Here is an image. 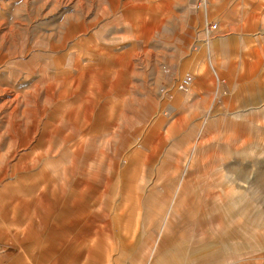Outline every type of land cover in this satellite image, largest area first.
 Masks as SVG:
<instances>
[{"label": "rangeland", "instance_id": "obj_1", "mask_svg": "<svg viewBox=\"0 0 264 264\" xmlns=\"http://www.w3.org/2000/svg\"><path fill=\"white\" fill-rule=\"evenodd\" d=\"M244 1L251 0H0V136L9 133L7 122L16 107V115L28 125H32L33 118L43 120L41 133L44 122L59 104L73 105L80 119L91 117L85 131L96 136L94 146L107 153L103 162L106 179L111 178L114 148L124 154L118 155L120 171L129 162L133 165L132 184L116 186V179L104 181L106 218L112 221L119 214L120 219L115 221V227L104 228L106 238L97 248L105 249L109 258L99 264H132L133 254L138 253L132 247L140 241L142 232L163 221L168 213H182L186 209L177 217L181 224L187 219L186 212L192 215L187 226L181 227L189 231L186 260L202 258L204 264H264V102L253 106L251 116L245 119L227 115L230 107L219 100V106L213 107L211 121L206 118L207 106L201 105L199 109L205 118L196 123L199 145L190 151L180 138L186 130L185 122L176 127V133L169 131L173 124L185 119L181 113L176 116L171 101L182 77L193 76L184 56H192L197 48L196 31L191 27L187 48H181L185 42H181L179 17L173 9L187 5L203 11L218 2L232 5ZM237 8L232 12L239 15L241 10ZM82 68L89 69L87 85L83 79L76 82ZM74 83L79 95H89L86 101L74 97L73 91L64 90ZM52 85H56L52 88L55 101L52 89L48 90ZM84 86L89 90H83ZM64 91L71 96L57 100V94ZM89 109L93 111L91 115L85 114L84 110ZM60 115L69 121L65 113ZM70 123L78 124L73 120ZM7 134L0 137L2 153L10 141ZM111 134L122 137L107 142ZM7 157L8 183L27 184L26 175L40 170L39 165L29 172H17L14 165L19 158ZM89 170L96 171L91 164ZM185 180L202 182V187L198 185L200 201H186L187 187L182 185ZM126 186L133 188L134 196L130 190L127 193ZM88 188L90 191L85 189L82 200L92 205L91 212H99L96 201L102 195L92 196L97 188L93 183ZM80 189L71 184L63 193L66 201L62 202L60 212L49 213L52 217L46 221L50 227L35 229L39 238L48 239L49 258L40 257L43 240H39L38 247H31L35 246L38 233L28 230L31 239L20 240L21 233L18 238L0 239V264H84L86 257L79 258L78 252L90 245L87 232L72 231L67 224L54 226L68 212V195ZM40 192L41 188L27 197L31 203L29 213ZM132 196L133 200L126 202ZM199 205L203 212L196 209ZM22 216L18 212L14 219L5 222L0 218V229L10 235L15 230L22 232ZM68 239L69 244L65 243ZM74 239L80 242L74 244ZM195 241L198 246L199 242L203 244L198 250ZM32 251L39 254L38 259L31 255Z\"/></svg>", "mask_w": 264, "mask_h": 264}, {"label": "crops", "instance_id": "obj_2", "mask_svg": "<svg viewBox=\"0 0 264 264\" xmlns=\"http://www.w3.org/2000/svg\"><path fill=\"white\" fill-rule=\"evenodd\" d=\"M237 7L241 10L239 15L232 12L235 8L238 9ZM210 8L202 11L200 8L196 10L187 5H180L173 9L179 17L180 39L181 42H185L181 48L184 51L188 45L189 27L196 31L195 53L192 56H184L186 66L193 74V82L184 92L174 88L175 93L171 101V108L177 112L176 116L181 113L182 116L185 115V119L180 120L176 125L173 124L175 121L173 116L174 121L171 122L173 125L169 129L170 134L176 133V127L179 125L182 127L184 122L186 123V130L180 138L188 151L191 147L199 145L197 134L199 126L196 123L205 118L199 109L201 105L207 106L206 118L211 121L214 119L213 107L219 106L217 105L219 100L230 107L227 115L231 113L233 116H244L245 119L251 116L253 106H260L264 102V0L244 1L232 5L218 2ZM210 18L212 21L209 20ZM213 23L218 25L216 30H211ZM88 74L89 69L82 68L76 82L79 83L83 79L86 84ZM73 86L75 83L66 90L74 91V97L81 101L85 97L89 98V95L83 92L79 95L78 90ZM83 90L88 91L89 87L84 86ZM55 110L53 111L57 115L58 106ZM91 113L88 112L90 115ZM84 118L91 120V117ZM156 125L154 126L157 127ZM183 184L187 187L184 192L186 201H200L198 185L202 187V182L190 183L185 180ZM201 206L196 209L203 212ZM170 208L172 209V206ZM185 211L182 213L184 214ZM174 212L165 215L163 221L153 223L147 232L141 228L143 231L141 239L132 247L134 251L136 248L138 251L137 254H133L132 264H204L202 258L197 261L192 258L186 260L185 249L188 248L186 244L189 231L185 227L189 223L187 219L192 216L191 212H186L187 219L181 221V224L177 217L182 213ZM182 226L185 227L181 228ZM155 231L158 232L157 235ZM199 246L203 244L199 242ZM199 246L195 241V250L200 249Z\"/></svg>", "mask_w": 264, "mask_h": 264}, {"label": "bare ground", "instance_id": "obj_3", "mask_svg": "<svg viewBox=\"0 0 264 264\" xmlns=\"http://www.w3.org/2000/svg\"><path fill=\"white\" fill-rule=\"evenodd\" d=\"M55 86L56 85H52V87L49 86L48 90H51L52 88L55 89ZM36 89L37 88H35V90ZM53 89L51 96L54 99L55 96L53 93ZM176 89L178 90V88ZM67 91L70 92V90ZM69 95L71 94L64 91L60 94V96L57 95V97L61 98ZM14 100L16 102V98ZM11 101L12 100H10V102ZM18 110L19 109L16 107L14 113H11V120L7 122L9 123V130L11 132L9 131L8 134L5 132V134L9 136L10 141H8L3 153V148L0 149V218L1 220H3V222H5L8 221L9 218L14 219L13 216L18 212L22 213V222L24 229L22 232L20 230L12 231L14 234L11 235L8 233V231L0 229V239L7 241L9 238H18L20 233L22 234L20 240L31 239V237H29L31 236L30 232H35V229H45L47 227L49 228L50 226H48L49 224L46 221H49V218L52 217V214L50 215L49 213L53 212L55 214H58L60 212V208L61 206H63L62 202H64L65 200L63 198V193L71 184L74 183L81 189L78 193H71L68 195L67 198L69 200V203L65 206V209L68 212H65V214L62 216L60 215V219H62L63 221L58 222L59 224L54 223V226L59 227L61 223L62 225L67 224V226L72 231L81 230V233H83V231H86V235L90 240V245L87 244L84 247H81L80 253L78 252V257H86L87 262L93 260L95 261L94 264L104 263L105 260L109 258V256L107 255L105 249L101 247V249L97 248V246L103 245V240L104 238H106L104 237V228L109 225L115 227L117 225L115 221L118 218L120 219L119 214L113 216L112 221H108V219L106 218L103 210L104 198L106 196V187L104 186V181L107 180V182H110L112 181V179H116V186H118L119 183H122V185H127L130 184L129 182H131L132 184V181L135 180L134 178H130L135 174V171L132 168L133 165L129 164V162L125 170L120 171L119 165L121 160L118 161V155L122 153L121 150L119 152L118 147L114 148L112 150L114 157L110 173L111 178L106 179V169L104 168L105 166L103 165V162L106 161L107 153L105 150H103V148H96L94 146L96 136H91L90 134H88L87 130L85 131L90 123V120H86L84 116L83 119H80L77 116L78 113L73 108V105L66 106L65 104H59L57 110L58 114H55L54 111L56 110L51 112L49 116L50 118L44 122L41 133L39 132V128L43 120H34L33 118V120H31V122H33L32 125H28V122L24 123V120H21L19 115H16L19 112ZM84 112L88 113L91 111L89 109L87 110V112L84 110ZM62 113H65L68 116V122L65 121V117H61L60 114ZM79 119L80 121H78ZM71 120L78 122V124L73 125L72 123H70ZM22 131H24V133ZM5 134H2L0 137ZM114 137H117L116 139L119 141L118 137H121V135L114 134L108 136L107 142L111 138L115 139ZM113 139L110 140V142L113 141ZM10 155L12 157L15 156L19 158V161L14 165L15 171L29 172L32 169H37V167L40 165L41 167L39 172L37 171L38 173L36 174L35 172H32V174L34 173L35 175H26L25 182H27V184L22 183L21 185H19L18 182H16L17 184L8 183L6 178L8 167L6 166L7 160H5V158L8 159L9 157L7 156ZM4 162L5 166L3 165ZM90 164L94 165L96 170L95 172H91L89 170ZM41 179L45 182L41 183ZM90 180L92 181L93 186L95 185L97 187L94 188L95 190L93 189V192L91 193L92 196L100 197L102 195L96 201V203L98 202L99 204L101 202L100 205H97V207L100 209L99 212H91L90 210L92 209V205H89L87 204V201L82 200L85 199V195L83 193L84 191H86L85 189L90 191V189L88 188L89 184H92ZM52 182H56L57 184L55 183L54 185V183ZM101 184H103V187ZM40 188L41 192L36 195L34 207L29 213L28 209L31 203L29 204V199L27 197L34 196V194H36V190L38 192ZM47 189H50L51 192L48 193V191H46ZM126 189L127 193H129L130 187H127ZM58 191L62 193L57 195L56 193H58ZM130 192V194L133 195V188L132 190H130ZM133 196L131 198H128L126 202H129V199L134 198ZM125 208L127 207L125 206ZM28 230L30 231L29 233H27ZM35 234H37L34 239L35 246L31 247H38L39 240H43V253L42 255H40V257L49 258V252L47 251H49L50 248L48 247L49 243L46 242L48 239L44 240L39 238V232H35ZM68 241L70 240L68 239L65 243L69 244ZM76 242L80 241L76 239L74 244ZM71 246L74 248L76 247V245L73 244ZM31 255L34 258L38 259L37 256H39V254H37L36 252L32 251ZM52 256L53 255H51V257ZM86 261L85 263H87ZM18 263L20 264V262Z\"/></svg>", "mask_w": 264, "mask_h": 264}, {"label": "built area", "instance_id": "obj_4", "mask_svg": "<svg viewBox=\"0 0 264 264\" xmlns=\"http://www.w3.org/2000/svg\"><path fill=\"white\" fill-rule=\"evenodd\" d=\"M199 1H202V0H199ZM217 27H218V25L216 23H214L211 26V30H216ZM192 82H193V76L192 75H190V74L184 75L182 77V79L178 82L177 88L179 91H186L190 87Z\"/></svg>", "mask_w": 264, "mask_h": 264}]
</instances>
